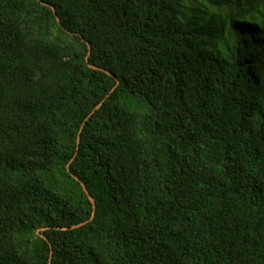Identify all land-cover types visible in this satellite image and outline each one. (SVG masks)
Instances as JSON below:
<instances>
[{"label":"trees","instance_id":"trees-1","mask_svg":"<svg viewBox=\"0 0 264 264\" xmlns=\"http://www.w3.org/2000/svg\"><path fill=\"white\" fill-rule=\"evenodd\" d=\"M0 264H264V0H0Z\"/></svg>","mask_w":264,"mask_h":264}]
</instances>
